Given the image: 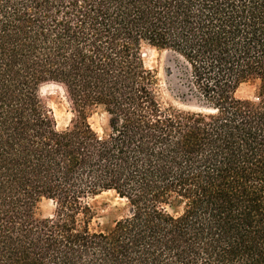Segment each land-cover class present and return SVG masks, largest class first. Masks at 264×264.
<instances>
[{
  "label": "trees",
  "instance_id": "obj_1",
  "mask_svg": "<svg viewBox=\"0 0 264 264\" xmlns=\"http://www.w3.org/2000/svg\"><path fill=\"white\" fill-rule=\"evenodd\" d=\"M145 47L200 109L164 101ZM108 191L127 213L93 228ZM0 264H264V0H0Z\"/></svg>",
  "mask_w": 264,
  "mask_h": 264
},
{
  "label": "rangeland",
  "instance_id": "obj_2",
  "mask_svg": "<svg viewBox=\"0 0 264 264\" xmlns=\"http://www.w3.org/2000/svg\"><path fill=\"white\" fill-rule=\"evenodd\" d=\"M142 56L147 68L153 69L157 73L159 86L164 101L176 108L186 110L200 109L191 104L186 95L185 78L183 75L180 59L170 51L156 50L145 47ZM257 90L256 82L243 83L236 91V96L242 99H255ZM40 96L48 110L51 112L57 129H65L73 117L72 106L67 99L62 86L56 83H47L40 88ZM89 122L93 129L101 131L105 123V115L97 112L92 114ZM85 202L93 209L94 217L91 226L95 228L107 227L127 213L124 200L118 198L114 192H102L95 196H89ZM55 205L52 201L43 199L36 208V217L39 219L51 217Z\"/></svg>",
  "mask_w": 264,
  "mask_h": 264
},
{
  "label": "water",
  "instance_id": "obj_3",
  "mask_svg": "<svg viewBox=\"0 0 264 264\" xmlns=\"http://www.w3.org/2000/svg\"><path fill=\"white\" fill-rule=\"evenodd\" d=\"M191 106H194V107H197V108H199V106H198V105L191 104Z\"/></svg>",
  "mask_w": 264,
  "mask_h": 264
}]
</instances>
